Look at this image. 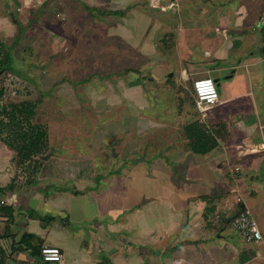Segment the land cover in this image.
Segmentation results:
<instances>
[{"label":"rangeland","instance_id":"rangeland-1","mask_svg":"<svg viewBox=\"0 0 264 264\" xmlns=\"http://www.w3.org/2000/svg\"><path fill=\"white\" fill-rule=\"evenodd\" d=\"M9 1L4 0L6 9ZM11 1L10 13L18 19L22 14L16 9L24 11V6L20 0ZM238 1L177 0V7L170 9L169 0H43L41 4L35 0L26 14L29 19L11 33L5 31L10 22L0 18V41L10 45L14 58L10 59V69L0 75V90H4L1 102L4 105L21 101L35 103L34 122L43 126L48 134V148L36 158L40 169L35 182H28L34 180L33 176L27 179V175H23L26 172L17 169L15 172L19 183L31 187L28 196L41 192L38 190L43 186L50 188L47 193L66 188L78 193L80 199L83 197L87 209L90 207L86 212L95 222L102 224L98 211L103 201L110 207L107 217L126 213L134 216L136 207L143 201L134 192L137 193L139 184L149 183L151 177L114 173L121 171L118 168H123L124 162H129L132 156L136 160L144 156L147 158L144 162L151 164L148 157L167 145L162 144L163 137L155 130L145 131L143 124L152 123L151 118L157 123H171L174 131H170V139H182L183 126L195 120L194 80L183 79L182 75L177 78L176 71L178 68L188 70L190 63L199 61L202 68L221 67L226 63L216 60L215 48L225 46L226 49L231 44V40L227 42V34L233 31L226 28L221 19L223 15L230 16L227 11H234ZM143 37L149 47L147 54H142L136 44ZM226 52L229 60H234L233 51ZM159 56L163 59H160L157 76L162 72L167 78L173 73L174 80L153 78V72L158 69L152 72L154 67L146 66L147 59ZM216 76L212 74V80L221 81ZM161 84L165 89L173 86L169 92L171 97L167 99L163 96L167 93L157 92L166 100L161 97L153 105L157 98L153 89ZM216 90L220 95L217 86ZM120 96L129 102L128 107L120 104ZM138 97L145 101L137 100ZM73 152L75 158L72 159L70 153ZM241 167L243 183L240 186L227 183L234 188L228 197L237 204L238 198L245 200L262 239L258 244L245 242L231 224L224 225V236L241 249L247 244L257 251L254 255L264 258V167L250 173L243 165ZM30 170L31 167L29 175ZM251 174L259 181L247 182L246 176ZM104 176L108 183L103 182ZM179 178L182 181L183 177ZM161 180L166 181L164 185L173 187L180 183L173 177H161L160 183ZM205 182L203 179V185ZM249 186L252 191L245 197ZM91 190H96L95 198L89 194ZM125 203L126 209L115 208ZM141 207L138 216H150L148 208ZM29 212L33 214L31 209ZM93 233L97 240L93 246L99 257L98 246L100 248L102 243L96 230Z\"/></svg>","mask_w":264,"mask_h":264},{"label":"crops","instance_id":"crops-1","mask_svg":"<svg viewBox=\"0 0 264 264\" xmlns=\"http://www.w3.org/2000/svg\"><path fill=\"white\" fill-rule=\"evenodd\" d=\"M20 1L24 11L16 9L22 15L15 19L10 13L12 1L8 2L6 9L4 0H0V18L10 22L6 32H15L16 26L25 24L26 14L35 0ZM37 1L41 4L43 0ZM159 1L163 0H155ZM169 2L170 9L177 7V0ZM236 7L234 11H227L230 16L223 15L221 19L222 24L233 31L227 34V42L231 40V44L226 49L225 46L215 48L216 60L226 63L221 67L202 68V61H199L190 63L188 70L178 68L176 71L177 78L182 75L188 80L211 78L212 74H217L216 77L221 78V81L214 80L220 92L217 104L203 120L192 105L195 120L183 126L182 139L175 136V140L170 139L168 135L174 131L171 123H157L151 118L152 123L143 124L147 128L145 131L155 130L158 136L163 137L162 144L167 145L148 157L151 164L144 162L147 160L144 156L140 160L132 156L129 162H124L123 168H118L121 171L114 173L151 177L149 183L144 179L145 184H139L137 193L134 192L143 199L134 216L126 213L124 216L107 217L110 207H106L103 201L102 209L98 211L102 224L95 222L96 219L88 214L90 207L88 210L83 197L80 199L78 193L66 188L47 193L50 188L43 186L38 190L41 192L29 197L31 187L19 183L14 177L18 171L14 166L13 151L0 141V201H3L0 202V264H39L43 246L58 247L63 254V264H169L175 259H182L183 264L264 263V258L253 254L257 252L254 248L243 244L241 249L224 236L223 231L224 225L230 224L231 218L240 210L238 204H245L241 197V203L230 201L228 193H233L234 188L228 184L240 186L243 183L241 165L249 173L264 167V0H239ZM10 25L13 26L10 28ZM257 32L260 35L257 36ZM143 38L136 44L139 50L142 49V54H147L149 47ZM222 44L221 41L220 46ZM226 51H233L234 60H229ZM149 58L151 60L147 59L146 66H153V72L159 68L163 57ZM158 73L159 69L153 72V78L168 82L174 80L173 73L167 78L162 72L157 76ZM196 76L199 77L191 79ZM148 79L152 80V77ZM169 87L173 88L172 85ZM170 88L165 89L161 84L153 89L156 92L153 95H157L153 105L161 97L166 100L163 96L169 99ZM157 92L167 94L159 96ZM142 98L137 100L145 101ZM193 98L192 93V102ZM118 100L128 107L126 99L120 96ZM193 122H197L201 130L216 141V146L206 154L194 153L189 147L184 127ZM125 135L128 137L127 132ZM70 154H73L72 159L75 158L74 152ZM235 168L239 171L236 172ZM254 176H246L247 182H258L259 178ZM161 177H173L180 183L174 187L164 185L166 181L161 180L160 183ZM179 177H183L182 181ZM13 179L14 188L7 189ZM203 179L206 181L204 185ZM102 180L109 182L105 176ZM247 188L245 197L252 191V186ZM95 193L96 190L89 191L93 198ZM5 205L13 206L12 219L1 211ZM141 206L148 208L150 216H138ZM115 208L126 209L127 204L116 205ZM29 209L33 214L28 213ZM39 213L51 217L50 222L41 221ZM95 230L102 243L100 248L98 246L99 257L93 246L97 241Z\"/></svg>","mask_w":264,"mask_h":264},{"label":"trees","instance_id":"trees-1","mask_svg":"<svg viewBox=\"0 0 264 264\" xmlns=\"http://www.w3.org/2000/svg\"><path fill=\"white\" fill-rule=\"evenodd\" d=\"M10 47L0 41V75L10 69L11 65ZM4 90H0V141L13 151L14 166L19 172H26L23 175L33 176L35 182L40 166L38 156L46 152L48 148V134L46 129L34 122L36 116V104L30 101L2 104ZM184 133L189 141L192 152L206 154L216 146V141L193 122L184 127ZM30 175H29V168ZM31 173H33L31 175ZM30 184V185H31ZM14 179L6 187L14 188ZM240 209L243 207L238 204ZM238 206V207H239ZM1 211L9 219L13 218L14 208L12 205H5ZM41 221H49L51 217H40ZM2 235L0 234V238ZM29 238V237H28ZM20 243V241L18 242Z\"/></svg>","mask_w":264,"mask_h":264},{"label":"built area","instance_id":"built-area-1","mask_svg":"<svg viewBox=\"0 0 264 264\" xmlns=\"http://www.w3.org/2000/svg\"><path fill=\"white\" fill-rule=\"evenodd\" d=\"M193 105L199 117L203 120L207 113L218 102L215 82L210 77L195 79L192 83ZM235 171H239L235 168ZM3 203V201H0ZM241 203V199H237ZM217 220L218 217L216 216ZM233 229L238 232L243 241L258 244L262 236L250 210L243 206L230 220ZM39 264H63V254L58 247L43 246L40 249ZM169 264H183L182 259H175ZM264 264V263H263Z\"/></svg>","mask_w":264,"mask_h":264},{"label":"water","instance_id":"water-1","mask_svg":"<svg viewBox=\"0 0 264 264\" xmlns=\"http://www.w3.org/2000/svg\"><path fill=\"white\" fill-rule=\"evenodd\" d=\"M215 82V81H214Z\"/></svg>","mask_w":264,"mask_h":264}]
</instances>
